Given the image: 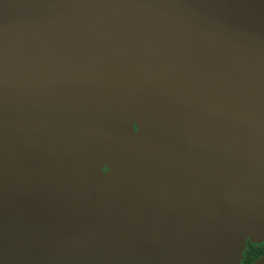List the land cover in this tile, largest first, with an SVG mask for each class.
I'll list each match as a JSON object with an SVG mask.
<instances>
[{
  "label": "water",
  "instance_id": "1",
  "mask_svg": "<svg viewBox=\"0 0 264 264\" xmlns=\"http://www.w3.org/2000/svg\"><path fill=\"white\" fill-rule=\"evenodd\" d=\"M247 238L264 0H0V264H240Z\"/></svg>",
  "mask_w": 264,
  "mask_h": 264
},
{
  "label": "flooded vegetation",
  "instance_id": "2",
  "mask_svg": "<svg viewBox=\"0 0 264 264\" xmlns=\"http://www.w3.org/2000/svg\"><path fill=\"white\" fill-rule=\"evenodd\" d=\"M248 253V261L245 264H250L254 261L257 257L264 253V239L262 240H252L247 238L245 241V248L243 250V256L240 260V264H243L244 256Z\"/></svg>",
  "mask_w": 264,
  "mask_h": 264
},
{
  "label": "trees",
  "instance_id": "3",
  "mask_svg": "<svg viewBox=\"0 0 264 264\" xmlns=\"http://www.w3.org/2000/svg\"><path fill=\"white\" fill-rule=\"evenodd\" d=\"M248 253L246 252V255L244 256V259H243V264H245V262L246 261H248L247 259H248V255H247Z\"/></svg>",
  "mask_w": 264,
  "mask_h": 264
}]
</instances>
